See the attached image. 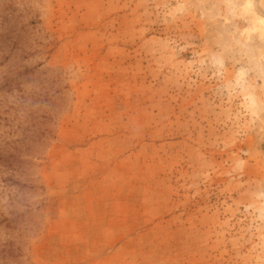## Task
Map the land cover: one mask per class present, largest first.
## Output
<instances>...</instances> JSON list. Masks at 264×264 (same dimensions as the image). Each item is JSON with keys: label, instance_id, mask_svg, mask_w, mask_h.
<instances>
[{"label": "rangeland", "instance_id": "obj_1", "mask_svg": "<svg viewBox=\"0 0 264 264\" xmlns=\"http://www.w3.org/2000/svg\"><path fill=\"white\" fill-rule=\"evenodd\" d=\"M263 18L0 0V264H264Z\"/></svg>", "mask_w": 264, "mask_h": 264}, {"label": "trees", "instance_id": "obj_2", "mask_svg": "<svg viewBox=\"0 0 264 264\" xmlns=\"http://www.w3.org/2000/svg\"><path fill=\"white\" fill-rule=\"evenodd\" d=\"M12 37H14V34L12 35ZM22 38L25 39L24 34H21V35L16 34V39L14 40V43L10 47V49L15 47L17 42H19L18 40L22 39ZM17 47L18 46H16V48ZM5 48H6V40L3 41V43H0V50H2L0 57H2L3 59L7 58L6 56H4V55H7V54H5V52H6ZM2 63H3V60L0 61V64H2ZM26 72H27V69L26 70L23 69V70H17L14 75H10V76L0 75V82H1L0 83V90L5 89V88L10 89L12 86L21 84L20 80H19V76L24 75ZM26 161L27 160H22L21 158L19 159V157H16L14 152L6 151L5 149L0 151V164L5 166V167L11 168V169H16L19 166V169H20L21 166L19 164H21V163L24 164ZM28 161H30V160H28ZM20 185H23V184H20ZM23 186L25 187V185H23Z\"/></svg>", "mask_w": 264, "mask_h": 264}, {"label": "bare ground", "instance_id": "obj_3", "mask_svg": "<svg viewBox=\"0 0 264 264\" xmlns=\"http://www.w3.org/2000/svg\"><path fill=\"white\" fill-rule=\"evenodd\" d=\"M264 19V18H263Z\"/></svg>", "mask_w": 264, "mask_h": 264}]
</instances>
